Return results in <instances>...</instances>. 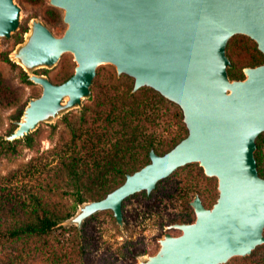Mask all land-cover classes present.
I'll return each mask as SVG.
<instances>
[{"label": "water", "instance_id": "1", "mask_svg": "<svg viewBox=\"0 0 264 264\" xmlns=\"http://www.w3.org/2000/svg\"><path fill=\"white\" fill-rule=\"evenodd\" d=\"M64 12L67 29L57 37L33 21L13 56L25 72L53 68L70 53L77 63L64 83L30 75L42 88L31 99L16 130L25 140L41 123L81 108L91 97L98 68L110 64L133 80L132 93L148 89L175 105L187 135L165 154L151 149L150 162L99 201L83 203L71 220L80 229L97 213L111 211L123 228L124 202L147 195L177 170L199 164L218 180L219 195L207 208L196 195L195 220L175 223L159 240L157 253L140 264H227L264 245V178L256 158L264 134V63L231 79L230 40L249 37L264 55V0H49ZM21 7L0 0V37L20 29Z\"/></svg>", "mask_w": 264, "mask_h": 264}, {"label": "rangeland", "instance_id": "2", "mask_svg": "<svg viewBox=\"0 0 264 264\" xmlns=\"http://www.w3.org/2000/svg\"><path fill=\"white\" fill-rule=\"evenodd\" d=\"M16 2L22 9L20 29L11 39L0 37V203H17L38 195L44 203L71 214L72 218L62 224L63 229L54 231L44 241L45 253L36 250L40 243H30L27 250L22 246L0 250V260L4 264H140L157 253L159 240L166 233L181 234L178 230H169L170 225L195 220L191 202L196 195L201 197L207 208L215 204L219 195L218 180L207 177L199 164H190L161 181L151 195L141 192L126 199L123 228L117 224L111 211L86 219L80 229L72 223L80 210V195L86 200L84 204L98 201L109 189L122 182V176L116 178L110 171V160H114L113 163L118 161L125 173L136 172L143 166L142 139L129 143L131 150L126 156L113 154L117 139L129 135L124 129L118 134L122 129L120 126L117 130H114L117 125L111 129L110 114L120 95L133 89L134 82L127 76H119L110 64L100 66L91 97L84 100L81 108L41 123L31 135V146L19 144L18 154L6 157L8 148L3 141H7L6 137L16 130L17 123L22 120L20 111L27 107L31 99L42 94L40 86L23 82L22 67L14 68L6 57L17 64L13 54L21 44H17L16 39L22 36L23 41L26 40L33 21L43 22L57 37H62L67 29L64 12L52 7L49 0ZM248 39L238 35L228 45L229 55L230 45L234 42L239 53L236 61L242 64L250 59L254 48L257 49L255 41ZM76 66L73 55L67 53L53 68L23 71L28 76H46L53 83L62 84L74 74ZM146 127L163 154L167 149L165 139L168 141L182 134L177 126L162 123L158 116ZM75 155L79 159L78 170L71 166ZM77 232H80L82 241H75ZM70 239H73L72 243ZM54 251L58 252V256ZM249 257H252L250 261L242 260ZM263 259L264 245L251 256L236 257L227 264H259Z\"/></svg>", "mask_w": 264, "mask_h": 264}, {"label": "trees", "instance_id": "3", "mask_svg": "<svg viewBox=\"0 0 264 264\" xmlns=\"http://www.w3.org/2000/svg\"><path fill=\"white\" fill-rule=\"evenodd\" d=\"M237 38H235V42L237 41ZM22 41V36L17 37V44L22 43ZM229 55L233 64V68L229 71L231 79H243L244 75L242 71L244 68L255 67L264 62V55L256 48H254V53L246 63L242 64L241 62L236 61V57L239 53L235 48L234 42L230 45ZM6 61L14 68H20L16 63H13L8 56L6 57ZM22 80L25 83L32 84V82L29 81V76L23 70ZM24 108L25 106L20 111V117L23 114ZM173 108V105H170L158 93L152 90L141 89L137 93H132V89L130 88L126 92L122 93L119 97V101L115 102L114 110L110 114V123H112L111 129H114L115 125H117V127L114 130H117L119 126L122 127L118 134H121L124 129L129 136L124 135L123 137L117 139L114 143L113 154L117 155L118 153V155L121 154L126 156L125 154L131 150L129 143L133 144L135 142H139L141 139L142 140L140 142H143L142 150L144 151L141 159L143 166L141 168L150 162L149 154L151 149H154L158 154H163L160 152V149L156 144V140L152 138L151 135L148 134V130H146V125L148 126L152 119L157 118V116L160 118L162 123L168 122L169 124L177 126L182 131L181 135H175L171 138V140L167 141L165 139L167 149L164 153L173 148L187 135V131L182 123V114L180 110L176 107L174 109ZM152 112L154 115H152ZM32 140L33 137L30 136L25 140H18L14 143L3 141L5 146L8 148L6 151V157L16 156L18 154V145L25 144L29 147L31 146ZM257 145L258 150L256 152V158L259 167V174L264 178V135H261L258 138ZM71 162V166L74 170H78L80 168L77 155L72 157ZM113 162L114 160H110L108 164L111 167L110 171L114 173L116 178L122 176L123 180H125L127 174L134 173H125V171L121 169L118 161H116V163ZM123 180L117 186H113L109 189L104 197H101L99 200L105 198L108 193L121 186L124 183ZM78 202L79 204L86 202L83 195H80ZM71 218V214H65L56 210L48 203H44L38 195H33V197L28 200L18 201L17 203H0V250L13 249L18 246H22L24 250H27L30 243H40L41 246L39 247L35 245L36 250L43 254L45 253V251H43V248L45 247L43 245L44 241L54 231L63 229L62 224ZM75 241H82L80 232H77ZM69 242L72 243L73 239H70ZM54 252V254L58 256V252ZM252 257L242 260L245 262L250 261ZM0 263L4 264L1 260ZM259 264H264V261L261 260Z\"/></svg>", "mask_w": 264, "mask_h": 264}]
</instances>
